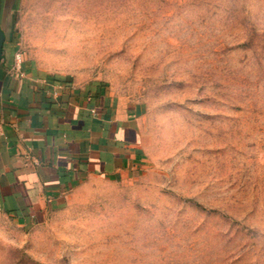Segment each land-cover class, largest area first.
I'll use <instances>...</instances> for the list:
<instances>
[{
	"label": "rangeland",
	"instance_id": "obj_1",
	"mask_svg": "<svg viewBox=\"0 0 264 264\" xmlns=\"http://www.w3.org/2000/svg\"><path fill=\"white\" fill-rule=\"evenodd\" d=\"M19 35L144 103L147 160L34 224L0 214V264H264V0H24Z\"/></svg>",
	"mask_w": 264,
	"mask_h": 264
},
{
	"label": "crops",
	"instance_id": "obj_2",
	"mask_svg": "<svg viewBox=\"0 0 264 264\" xmlns=\"http://www.w3.org/2000/svg\"><path fill=\"white\" fill-rule=\"evenodd\" d=\"M23 1L0 0V214L25 225L60 208L82 181L138 175L147 160V106L101 80L45 71L28 60L19 35Z\"/></svg>",
	"mask_w": 264,
	"mask_h": 264
},
{
	"label": "built area",
	"instance_id": "obj_3",
	"mask_svg": "<svg viewBox=\"0 0 264 264\" xmlns=\"http://www.w3.org/2000/svg\"><path fill=\"white\" fill-rule=\"evenodd\" d=\"M14 60H15V68L20 69V65L22 63V53L21 52H16L14 55ZM1 133V130H0Z\"/></svg>",
	"mask_w": 264,
	"mask_h": 264
},
{
	"label": "water",
	"instance_id": "obj_4",
	"mask_svg": "<svg viewBox=\"0 0 264 264\" xmlns=\"http://www.w3.org/2000/svg\"><path fill=\"white\" fill-rule=\"evenodd\" d=\"M3 40H4V37H3L2 32L0 31V57H1V51H2V46H3Z\"/></svg>",
	"mask_w": 264,
	"mask_h": 264
}]
</instances>
